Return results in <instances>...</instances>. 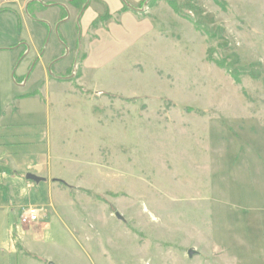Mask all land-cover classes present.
<instances>
[{"label":"rangeland","instance_id":"rangeland-1","mask_svg":"<svg viewBox=\"0 0 264 264\" xmlns=\"http://www.w3.org/2000/svg\"><path fill=\"white\" fill-rule=\"evenodd\" d=\"M28 1L0 0L13 73L26 43L71 84L45 89L48 127L23 129L30 143L15 150L44 154L41 174L0 167V264H264V0H174L204 32L150 0L155 34L109 62L95 46L103 66L82 82L73 3L38 0L21 16ZM25 208L38 223L18 224Z\"/></svg>","mask_w":264,"mask_h":264},{"label":"crops","instance_id":"crops-1","mask_svg":"<svg viewBox=\"0 0 264 264\" xmlns=\"http://www.w3.org/2000/svg\"><path fill=\"white\" fill-rule=\"evenodd\" d=\"M37 1L29 0L27 2L29 5L26 4L24 10L19 11L20 15L27 14L29 6ZM124 1L126 4H122L119 0L118 2L116 0H68V3H73L74 14L78 15L79 20H83L82 27L85 30V33L82 31L81 34L84 51L76 52V59L80 58V60L74 68L76 67L79 73H82L77 81H84L83 74L85 72L98 71L99 67L103 66V64L94 63L95 58H98V55L95 58L92 56L95 46L106 45L108 47L102 52L104 53L103 60L109 62L112 56L107 55L108 50H114L123 45H126V48L130 45L135 46L142 38L151 33L155 34V26L153 27L150 23L151 17L153 18L154 15L151 8L148 7L150 0H147L144 5L143 1H140L141 6L137 7L128 4L126 0ZM158 4L156 3L154 9ZM67 7L65 6V8ZM7 9L9 8L0 11V14L3 15ZM95 9L97 12L93 13L92 11ZM105 14L108 15L107 19L96 23ZM21 46L24 49L23 53L30 61L24 63L22 59L13 73V66L19 59V47L0 45V49H4V54H0V135L6 137V141L9 142L8 147H10L9 149L8 147L2 148L0 144V167L6 166L11 174L19 172L18 169L21 167L26 168L28 172L34 167L37 170L35 175H40L43 164L38 163L39 159H35V157H42L40 155L44 154L37 152L27 154L22 150H15L20 149L22 143L27 145L30 143L28 138L30 134L23 133V129L35 126L40 129L48 127L52 103L48 94L45 93V89L48 92L53 84L58 86L71 84V80H69L71 76L70 78L68 75L64 76L66 71L59 70L56 77L50 78L48 76L50 60L46 63L41 62L42 54H39L38 49L32 51L26 43ZM37 62H39L38 69L31 70L30 76L26 77L30 65ZM37 84L42 87L36 92ZM60 91H57L55 95L60 94ZM32 157L34 158L33 162L37 160L35 166L33 162V164L31 163Z\"/></svg>","mask_w":264,"mask_h":264},{"label":"trees","instance_id":"trees-1","mask_svg":"<svg viewBox=\"0 0 264 264\" xmlns=\"http://www.w3.org/2000/svg\"><path fill=\"white\" fill-rule=\"evenodd\" d=\"M160 1H165V2L167 3V5L172 9L173 13L176 14L178 17H180V18H182V19H184V20H186V21L191 22V23L193 24L194 28H195L197 31H199V32H204L205 29H204V27H203L202 24H199V23H197V22L192 21L187 15H185V14L182 12L183 7H185V6H178L174 0H154V3H157V2H160ZM214 1H215V3H217V4L222 5V3H220L218 0H214ZM154 3H153V4H154ZM149 4H150V3H149ZM149 6H150V5H149ZM149 6H148V7H149ZM186 7H187L188 9H190V10H194L195 12L198 11L196 8H194L193 6H190L189 4H187ZM125 10H126V8H125ZM107 17H108V15L105 14L103 17L100 18V20H97L96 23H98V22H102V21L106 20ZM96 23H95V24H96ZM95 24H94V25H95ZM233 74H234V73H231V76H232V77H233ZM233 78L235 79L234 81L238 82V80H237V75H236V76L234 75ZM32 95H34V94H32ZM32 95H30V96H32ZM185 111H187V112H191L189 109H188V110L185 109ZM1 189H2V187H0V191H1Z\"/></svg>","mask_w":264,"mask_h":264},{"label":"built area","instance_id":"built-area-1","mask_svg":"<svg viewBox=\"0 0 264 264\" xmlns=\"http://www.w3.org/2000/svg\"><path fill=\"white\" fill-rule=\"evenodd\" d=\"M40 220L39 213L33 208H25L18 215V224L20 226L33 225Z\"/></svg>","mask_w":264,"mask_h":264},{"label":"water","instance_id":"water-1","mask_svg":"<svg viewBox=\"0 0 264 264\" xmlns=\"http://www.w3.org/2000/svg\"><path fill=\"white\" fill-rule=\"evenodd\" d=\"M25 179H26L27 181L33 182V183H35V184H39L40 182L44 181V179L39 178V177H36V176H34V175H31V174H27L26 177H25ZM115 216H116V218H117L118 220H122V218H121L118 214H116ZM122 221H123V220H122ZM194 254H195V252H194L193 250H189V251L187 252V256H188L189 258H191ZM48 264H53V263L49 262Z\"/></svg>","mask_w":264,"mask_h":264}]
</instances>
